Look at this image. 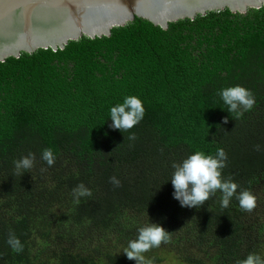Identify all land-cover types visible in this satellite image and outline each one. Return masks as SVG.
I'll return each mask as SVG.
<instances>
[{
	"label": "trees",
	"instance_id": "1",
	"mask_svg": "<svg viewBox=\"0 0 264 264\" xmlns=\"http://www.w3.org/2000/svg\"><path fill=\"white\" fill-rule=\"evenodd\" d=\"M235 85L256 99L239 118L218 95ZM127 96L143 101L144 118L114 130L110 109ZM218 148L228 156L223 176L257 197L252 212L235 198L222 207L219 191L199 208L173 198V163ZM29 152L34 167L16 175L14 161ZM81 182L92 195L77 204L71 190ZM149 223L171 233L144 253L155 264L170 255L184 264L263 258L264 7L166 30L135 18L107 37L0 62V264H135L123 252ZM10 230L19 254L6 243Z\"/></svg>",
	"mask_w": 264,
	"mask_h": 264
},
{
	"label": "water",
	"instance_id": "2",
	"mask_svg": "<svg viewBox=\"0 0 264 264\" xmlns=\"http://www.w3.org/2000/svg\"><path fill=\"white\" fill-rule=\"evenodd\" d=\"M264 0H0V62L38 49H63L69 41L109 36L135 18L166 30L228 9L245 13Z\"/></svg>",
	"mask_w": 264,
	"mask_h": 264
},
{
	"label": "clouds",
	"instance_id": "3",
	"mask_svg": "<svg viewBox=\"0 0 264 264\" xmlns=\"http://www.w3.org/2000/svg\"><path fill=\"white\" fill-rule=\"evenodd\" d=\"M223 103L228 106L229 112L236 113L239 118L244 112L250 111L256 104L253 92L243 86L235 85L227 87L218 93ZM145 109L143 101L137 96H127L123 103L116 104L110 109V127L114 130H130L137 126L144 118ZM224 124L228 119L223 120ZM227 134V133H226ZM136 140L135 134L128 137ZM255 151H260L259 144L254 145ZM41 159L51 167L55 164L56 156L52 149L45 148L41 153ZM228 156L223 148H218L215 155H206L196 151L180 163H173L174 169L171 184L173 186V198L181 207L199 208L219 191L221 206L227 208L233 198L238 200L243 211L252 212L257 207V197L249 190L241 189L231 176L225 178L223 169L227 166ZM36 163V155L29 152L27 156L14 161L15 174L22 176L23 172L32 169ZM47 169L41 168V172ZM109 183L114 187H121V181L116 177H109ZM239 190V191H238ZM75 203H79L80 197L91 196L92 192L84 183L77 184L72 190ZM171 240V233L158 223H149L138 230L135 239L128 242L124 255L135 264H155V258H146L144 253L159 247L162 243ZM6 243L17 254L23 251V244L16 233L9 231ZM236 264H264V258L256 253H250L243 260H237Z\"/></svg>",
	"mask_w": 264,
	"mask_h": 264
},
{
	"label": "rangeland",
	"instance_id": "4",
	"mask_svg": "<svg viewBox=\"0 0 264 264\" xmlns=\"http://www.w3.org/2000/svg\"><path fill=\"white\" fill-rule=\"evenodd\" d=\"M262 240L264 241V231H263ZM262 256L264 258V245L262 249ZM160 264H184V263L180 262L174 256L170 255V256H166V258Z\"/></svg>",
	"mask_w": 264,
	"mask_h": 264
}]
</instances>
